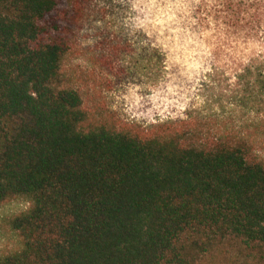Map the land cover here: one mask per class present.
Instances as JSON below:
<instances>
[{
    "label": "trees",
    "instance_id": "16d2710c",
    "mask_svg": "<svg viewBox=\"0 0 264 264\" xmlns=\"http://www.w3.org/2000/svg\"><path fill=\"white\" fill-rule=\"evenodd\" d=\"M98 2L0 0V208L27 203L0 264H264V0H195L199 29L254 49L150 125L67 68Z\"/></svg>",
    "mask_w": 264,
    "mask_h": 264
},
{
    "label": "rangeland",
    "instance_id": "374dc122",
    "mask_svg": "<svg viewBox=\"0 0 264 264\" xmlns=\"http://www.w3.org/2000/svg\"><path fill=\"white\" fill-rule=\"evenodd\" d=\"M98 3L100 10L85 23L67 68L92 73L107 105L128 121L150 125L184 116L207 97L225 92L233 73L231 55L254 49L240 42L231 53L213 25L199 29L195 0ZM26 207L16 201L0 208V253L18 246L4 219Z\"/></svg>",
    "mask_w": 264,
    "mask_h": 264
}]
</instances>
